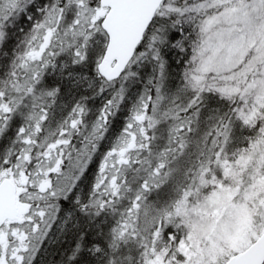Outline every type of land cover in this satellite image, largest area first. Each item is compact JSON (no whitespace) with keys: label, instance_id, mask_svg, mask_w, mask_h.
<instances>
[{"label":"snow or ice","instance_id":"6c2138e0","mask_svg":"<svg viewBox=\"0 0 264 264\" xmlns=\"http://www.w3.org/2000/svg\"><path fill=\"white\" fill-rule=\"evenodd\" d=\"M52 244L264 264V0H0V264Z\"/></svg>","mask_w":264,"mask_h":264},{"label":"flooded vegetation","instance_id":"af4514ba","mask_svg":"<svg viewBox=\"0 0 264 264\" xmlns=\"http://www.w3.org/2000/svg\"><path fill=\"white\" fill-rule=\"evenodd\" d=\"M54 245V249H50L47 253V255L44 257L45 259V264L49 263V262H53L54 260H56L58 258V252H63L64 250H62L64 247H67L68 245H64L63 247H61L59 244H52ZM59 249V250H57ZM61 250V251H60Z\"/></svg>","mask_w":264,"mask_h":264},{"label":"rangeland","instance_id":"374dc122","mask_svg":"<svg viewBox=\"0 0 264 264\" xmlns=\"http://www.w3.org/2000/svg\"><path fill=\"white\" fill-rule=\"evenodd\" d=\"M50 249H54V245H49L48 247H47V253H48V251L50 250ZM47 253H46V255H47ZM63 252H58V258L56 259V260H54L53 262H49V263H46V264H59V261L61 260V258H62V254Z\"/></svg>","mask_w":264,"mask_h":264},{"label":"trees","instance_id":"16d2710c","mask_svg":"<svg viewBox=\"0 0 264 264\" xmlns=\"http://www.w3.org/2000/svg\"><path fill=\"white\" fill-rule=\"evenodd\" d=\"M96 106L98 107L99 106V101H97L96 102ZM66 245V244H65ZM64 248H66V247H64ZM64 248L62 249V250H64ZM57 250H59V249H57ZM61 251V250H60Z\"/></svg>","mask_w":264,"mask_h":264}]
</instances>
